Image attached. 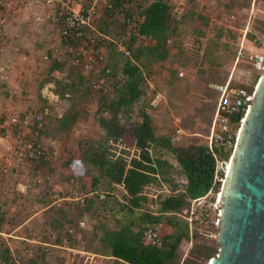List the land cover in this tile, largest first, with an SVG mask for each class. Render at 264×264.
Returning a JSON list of instances; mask_svg holds the SVG:
<instances>
[{
	"label": "trees",
	"instance_id": "obj_1",
	"mask_svg": "<svg viewBox=\"0 0 264 264\" xmlns=\"http://www.w3.org/2000/svg\"><path fill=\"white\" fill-rule=\"evenodd\" d=\"M114 1L115 8L121 2L128 5L122 12L124 16L135 11L136 18L142 20L134 22L135 31L118 35V39L130 49L132 57H125L113 43L103 44L107 66L111 69L110 94L92 91L88 77L73 67L60 65V72L67 78L58 87L63 100L79 103L86 99L88 106L72 111L57 110L52 103L49 104L51 112L60 114V118L48 122L41 131L47 152L38 160L53 155L72 137L79 135L86 141L80 157L86 172L93 177L92 190L105 193V196L101 200L93 195L83 205L70 203L66 208L57 209L50 206L47 198V191L53 188L52 181L40 184L39 202L44 207L42 214L45 218L41 240H46L48 229H57L63 233L59 238H67L70 246L82 245L92 254L111 256L113 264H208L219 250L216 238L211 236L218 233L216 217L207 203L203 207H195L194 201L210 192L209 202L215 200L220 190V183L214 179L215 158L227 161L228 154L218 144H213L210 151L207 142L198 140L195 135L201 134L203 129L208 131L212 125L220 92L210 84L224 85L228 82L230 69L227 67L231 68L235 63L242 36L246 45L253 43L264 55L258 39V36L264 39V20L253 19L249 32L243 35L248 23L246 17L234 15V23L229 27L225 24L231 15L227 10H218L224 23L203 15V11L217 8L218 0H185L178 17L174 16L173 0ZM259 1L231 0V5L236 11H249ZM110 23L114 25L112 21ZM101 24L99 30L108 35V26L105 25L108 23L104 21ZM188 37L194 40L190 46L186 41ZM149 41L153 44L146 45ZM202 41L198 49L191 46ZM65 43L60 38V44ZM164 44H169L170 49H165ZM183 49L180 57L182 75L179 74L181 69L173 70L175 78L159 87L184 132L173 144L171 136L174 129L158 124L159 119L167 115V109L150 105L152 95H148L145 81L156 68L164 69L171 51ZM242 51L228 86L251 96L262 72L248 59V51ZM200 66L211 75L209 83L199 79L191 81L192 70ZM180 95L183 99H178ZM222 114L228 118L231 131L235 133L243 111ZM81 131L87 134L82 135ZM131 144L134 152L127 160L125 154ZM48 173L59 171L54 168ZM171 173L183 175L185 183L182 189L159 194L155 199L145 194L147 188L160 183L159 179L169 182L166 177ZM46 176L44 174L43 179ZM120 186L123 189H119ZM151 205L155 206V212L151 211ZM154 213L165 218L173 229L171 235H162L160 247L147 246L142 242L144 231L156 225ZM102 214L120 216L116 220L117 229H111L108 218L104 219ZM56 219L62 224H55ZM85 219H89L87 228L78 229V223ZM3 221L4 217H0V232ZM68 229L79 234L80 245H75ZM188 245L186 253H183L182 249ZM29 250L32 255L23 257L21 264H55L54 255L41 246L33 245ZM23 251L17 250L16 254L23 255ZM12 258V252L0 245L2 264H15Z\"/></svg>",
	"mask_w": 264,
	"mask_h": 264
},
{
	"label": "built area",
	"instance_id": "obj_2",
	"mask_svg": "<svg viewBox=\"0 0 264 264\" xmlns=\"http://www.w3.org/2000/svg\"><path fill=\"white\" fill-rule=\"evenodd\" d=\"M127 7L126 3L121 2L115 8L114 0H0V60L14 46L15 38L10 35V27L17 23L20 17H24L36 28L44 23H51L60 38L64 39L66 43L54 46L50 52H46L42 56V60L59 66L66 64L67 67H73L89 78V87L92 91L110 94L111 69L107 66L103 44L107 42L115 44L117 50L125 57L131 58L132 53L122 40L104 34L99 30V27L104 21H120L119 28L124 33L130 32L129 30L135 31V15L124 16L122 13ZM120 14H123L122 17ZM119 17L121 18L119 19ZM259 43L264 51V40H259ZM201 44L202 42H197L191 46L198 49ZM248 59L253 61L256 69L263 73V54L249 56ZM10 69L9 65H0V80L7 78ZM229 80L224 85H210L211 88L220 92V96L212 125L208 129L207 135L204 136L210 151H212L213 144H218L228 154L227 161L215 158L214 179L220 183V189L226 179L227 167L233 158L244 117L250 108L253 96V94L251 96L246 95L245 91L229 88ZM257 83L254 88H256ZM145 88L148 95H152L150 105L153 108L161 107L164 103V97L156 91L151 80L145 81ZM240 111H243V117L235 133H233L228 118L222 113L232 114ZM56 118H60V115L53 114L48 107H43L34 113L21 115H4L0 112V147L3 150L0 164L1 175L8 174L14 167L22 163H31L44 158L47 147L41 136V131L48 122ZM171 118L174 129L171 143L175 144L184 132L179 126V118L174 116ZM9 132L16 136V140H9ZM133 152L134 148L131 149L130 154H125V158L129 160ZM49 180L50 178L46 176V179L37 177L33 180L16 181L15 190L25 194L34 191L40 184ZM210 193L206 197L194 201L195 207L203 206L204 203L202 204V202H206L207 198L208 204L213 206V203L209 202ZM219 193H216V197ZM93 195L103 199L100 192L94 191L84 194L75 186L66 193L48 192L51 206L57 209L63 208L65 203L83 205L85 200ZM150 209L155 211L153 206H150ZM216 221L218 223V219ZM216 221L215 224L217 225ZM79 226L83 227L84 225L79 223ZM47 238L59 247H66V241L59 239L53 231L47 232ZM142 242L147 246L160 247L163 242L161 226L156 224L147 228L143 233ZM54 246L44 245V249H53ZM29 255L28 253L14 255L12 259L15 264H21L23 257H30ZM0 264H2L1 259Z\"/></svg>",
	"mask_w": 264,
	"mask_h": 264
},
{
	"label": "rangeland",
	"instance_id": "obj_3",
	"mask_svg": "<svg viewBox=\"0 0 264 264\" xmlns=\"http://www.w3.org/2000/svg\"><path fill=\"white\" fill-rule=\"evenodd\" d=\"M180 1V0H179ZM184 4H185V0H183ZM219 1V6H217V8H215L214 10H207V11H211L212 14L214 13V15H217V20L220 23H224L225 20L224 18H221L218 14L219 11L218 10H223L225 11V9L230 12V13H234L235 17H246L247 18V25L243 31V35L245 34V32H249V25H251V21L253 19H262L264 20V0H261L259 2H257L255 5H252L251 9L249 11L247 10H238L236 11L235 8L231 5V0H218ZM174 5V16L175 15H179L181 12V8L183 7L179 2H173ZM207 11H205V14L207 15ZM219 16V17H218ZM177 17V16H176ZM214 20V18H212ZM211 19V20H212ZM234 21V20H231ZM105 24L108 26V35L111 37H115L118 38V34H117V25H112L109 21H106ZM110 23V24H109ZM228 23V22H227ZM234 23V22H233ZM226 24V22H225ZM103 25V24H101ZM38 33L36 32H28L25 35H20V37L18 38L19 40H24V43L27 45L21 47V49H19L18 51H15L13 53H11L12 55L10 56V61L11 64L13 66V68H11L9 71V74L7 75L6 80H4V83L7 85L5 88L0 87V106L2 107V110L4 111V115H21L23 113H34L39 111L40 109H42L43 107H47L46 103H44V101H46L44 99L45 96H49L51 95V93L53 91H56L59 87V83L63 80L64 76H60V75H54L53 72H51V67H49V63L45 62L42 60V56L48 51L49 46H54V45H60V38L59 35L57 33H54L52 36H46L45 39L41 40L40 39V35L37 36ZM50 37V38H49ZM38 38V39H37ZM34 39V41L32 42V40ZM37 39V43H40V47L34 49V47H28L29 43H34L35 40ZM259 40H264L262 37L258 36ZM253 41H256V39L254 38ZM27 47V48H26ZM23 49V50H22ZM242 49H246L250 55H260L261 52L260 50H258V48L256 46L253 45V43L247 44L243 42V36L241 38V42L238 46V52L243 53ZM51 64V63H50ZM202 67V66H200ZM228 69H231L229 67H227ZM233 68V67H232ZM202 69L204 70L205 67H202ZM206 71V69H205ZM207 72V71H206ZM236 72V71H235ZM234 72V73H235ZM156 73V72H155ZM154 73V74H155ZM153 74V72H151L150 76ZM209 75V73H204V76ZM63 77V78H62ZM66 77V76H65ZM210 77V75H209ZM149 78V77H146ZM152 81V83L155 86L156 91L159 90V86L156 85L155 82H153V79H149ZM51 82V83H49ZM51 85V86H48ZM211 85V84H210ZM255 87V86H254ZM49 90V91H48ZM255 90V88H254ZM159 92V91H158ZM5 94L6 97H5ZM59 97H61L58 94ZM88 106V101H86V99H81V102L79 101V103H77V107L75 108L76 111H80L81 108L87 107ZM165 107V109H167V115L162 116L160 119V123L158 122L159 125L161 126H165L168 127L170 129L173 128V120L171 118V116L176 117L169 109L167 102H165L162 106ZM207 129H203L201 134H196L195 137L200 140V141H205L204 140V136L207 135ZM82 135H86L87 133L85 131H81L80 132ZM79 134V133H78ZM13 135V134H12ZM14 140H16V136L13 135ZM76 138V139H75ZM72 139L75 141L79 140V145H78V149L80 150L79 152H82L83 147L86 145V141L85 140H81L79 135H76L74 137H72ZM71 139V140H72ZM10 140V139H9ZM13 140V141H14ZM70 141V140H69ZM68 141V143H69ZM131 147V146H130ZM79 153V155H80ZM130 154V152H128ZM127 154V153H126ZM68 155H70L68 153V150L64 149L63 151L61 149H58V151H56L55 154L53 155H48L45 159H43V161L45 160V162H42V169L44 168V166L46 167V165H48V159H49V164L53 163L56 169H60V167H62V163H60V160H64L66 158H68ZM40 162V161H39ZM30 165V164H29ZM40 164H38L39 166ZM57 165V166H56ZM78 166V171H81V173H88L86 172L84 165L82 164V161L79 162V164H76ZM33 166H22L20 169H12L8 174L6 175H2L0 176V204L3 206V210L5 212L8 213L9 216V223L7 226V230H9L10 232H13L15 230V228L17 226H19L22 222H24L25 218L32 216L33 214L37 213V211L33 208V201H35V199L37 197H39V195H41V190L38 189V187L34 190V191H29L25 194L19 193L17 192L15 189V183L16 181H27V180H33L35 177H42L44 175V173H48V171L50 169L46 170H42L41 175H36V173H34V170L31 168ZM76 167V166H75ZM74 167V169L76 170V168ZM24 168V169H23ZM72 169V167H71ZM39 174V173H37ZM18 175V176H17ZM47 175V174H45ZM40 190V191H39ZM222 190L223 188L221 187L220 189V193L222 194ZM48 192L47 191V198L48 197ZM220 194V195H221ZM220 195H218L217 197L215 196V200L212 202L213 206H210L208 204V198L206 200V202H202V204L204 203V205L207 203L208 206L212 207V214L215 215V221L218 219L219 217V203H220ZM217 200V202H216ZM203 205V206H204ZM51 206V203H50ZM201 206V207H203ZM216 208H215V207ZM39 216H37L38 218ZM37 218H33L30 222H28V224L26 226H24V228H20L18 229V231H16L18 236H28L30 234V232H33L35 230H37L36 228V224L38 221ZM33 223H36L33 227ZM217 223V221H216ZM164 224V228L162 231V235L165 236L167 235L166 233L172 230V226L165 222ZM49 230V229H48ZM47 230V232H48ZM46 232V233H47ZM38 233V232H37ZM37 233H35L36 235H34V237L38 236ZM15 234V232L13 233V235ZM40 236V235H39ZM212 238L215 237L216 235H211ZM18 243H20L21 241H15ZM188 246H184V248L182 249L183 253H186ZM49 252V250H48Z\"/></svg>",
	"mask_w": 264,
	"mask_h": 264
},
{
	"label": "crops",
	"instance_id": "obj_4",
	"mask_svg": "<svg viewBox=\"0 0 264 264\" xmlns=\"http://www.w3.org/2000/svg\"><path fill=\"white\" fill-rule=\"evenodd\" d=\"M173 2H179L182 6L184 5L183 0H180V1L179 0H173ZM135 13L136 12L134 11V13L132 12L131 14L137 15ZM207 13H208L207 16L210 19L214 18V20L212 19L213 21L217 20V17H216L217 15H214V13L212 14L211 11H207ZM122 15L123 14H120L121 17H122ZM203 15H205V11H203ZM176 16L178 17L179 15H175V17ZM121 17H119V19ZM227 19H228L227 20L228 23L227 22L226 23L228 24L229 27H232L234 21H231V20H234V13L232 12L231 15H229V17H227ZM136 20L142 21L140 18L139 19L136 18ZM116 22H118V23H116ZM116 22L112 21V23L113 24L115 23L118 27V29L116 31L117 34L118 33L123 34L124 32L121 31V29L119 28L120 27L119 26L120 21H116ZM195 24L197 25L198 23L195 22ZM205 31L207 32V28H205ZM28 32L38 33L37 36L40 35L41 40L45 39V37L48 35L52 36L54 33L58 34L57 30L55 29V27L51 23H44L39 28H36L28 20H26L24 17H20L18 22L10 27V35L15 38L14 46L0 60V65H9L11 68H13L11 61H10L11 60L10 56L12 55L11 53L21 49L20 46H22V47L24 46V48H25V46H27L24 43L23 39L19 40L18 38L20 37V35L23 36V35L27 34ZM245 34H246V32H245ZM37 39L35 40L34 43H29L28 47H34V49L40 47L41 45H40V43H37ZM243 39H244V36H243ZM33 41H34V39L32 40V42ZM186 41H187V44L190 46L191 42H193L194 40H192L191 38L188 37L186 39ZM195 43H197V42H195ZM202 43H203V41H202ZM145 44L146 45L147 44L152 45L153 43L149 41V42H146ZM54 46H57V45H54ZM54 46H52V45L49 46L48 51H50ZM163 47L165 49H170L169 44H164ZM183 53H184V49L179 50V51H175V50L171 51L169 53L168 58H167V62L164 64V69L158 70V68H156L154 70L153 74L151 76H149L150 78H146V80L147 79L148 80L153 79L154 80L153 82H155V83L157 82L156 85H158L160 87L161 85H163L167 81L174 79L175 75L173 74L172 71L175 69H179V70L181 69L180 57L183 55ZM241 56H242L241 53L238 52V56L235 59V63L232 66L233 68L231 67V69H230L229 79L232 77V74L234 73V65L239 60V58H241ZM48 65H49V67H51V72H53L54 75L64 76V74H62L60 72V66L57 68V67L53 66L55 64L49 63ZM182 71L183 70L181 69L179 72L180 76L182 75ZM192 71H193V76L191 77V81L194 79H199L205 83L210 82L211 75L209 74L210 77H209V75L204 76V73H207V72L205 71V69L203 70L202 67H197ZM6 79H8V78H6ZM63 79L66 80L67 78L65 77ZM49 83H51V82H49ZM6 86L7 85L4 83V80H0V87L5 88ZM48 86H51V85L48 84ZM58 94H59V92L57 89L56 91H53L51 93L50 97L49 96L44 97V99L46 100V101H44V103H46L47 107L49 106L50 103H52L54 105V108L57 110L58 109H66V110L76 111L75 108L77 107V103L65 101V100H63L62 97H59ZM6 95L7 94H5V97H6ZM178 99H183V95H180L178 97ZM165 102H166V100L164 98V103ZM0 112H2L4 114V111L2 110L1 106H0ZM56 114H58V113H56ZM161 119H159V121H158L159 123H160ZM8 134H9L8 136L10 138V141H13L14 138H13L12 133L9 132ZM78 145H79V140L74 141L72 139L69 141V143L67 142L64 146L60 147L59 149H61L62 151L64 149L68 150V153L70 155H68V158H66L65 161L60 160L61 161L60 163H62V167H60V169H58L59 173H50V174L44 173V174L48 175V177L50 178L49 181H52V183H53L52 191H58L60 193H66L71 187L75 186L80 190L81 193H84V194H89L91 192H94V190H92V180H93L92 175L90 173H81V171H78V166L76 164L77 163L79 164V162L82 161L81 157L79 155L80 150L78 149ZM133 148H134L133 144H131V147L129 150L131 151V149H133ZM118 153L119 152H117L116 154H118ZM2 154H3V150L0 147V164L2 162ZM41 161L45 162V160L44 161L41 160ZM41 161L40 162L34 161L31 163H22L19 166L14 167V170L20 169L22 166L25 167L26 165L27 166H33L31 168L34 170V173H36V175H41V174H43V173H41L43 169L46 170V168L47 169H54L55 168L53 163L49 164V159H48V162H47L48 165H46V167L44 166V168L42 169V164H41L42 162ZM38 164H40V165L38 166ZM71 167H72V169H71ZM74 167L76 168V170L74 169ZM37 173H39V174H37ZM0 176H2V175L0 174ZM35 178H37V177H35ZM166 179H168L169 182H163L159 179L160 183L156 186H153V187L150 186V188H147V190H145V194H148L151 198L155 199L156 196L159 194H168V193H171L172 191H177L178 189H182V186L185 183L184 177L180 173H171V176L170 177L167 176ZM119 189H123V186H120ZM102 195H103V199H104L105 193H102ZM40 198L41 197L39 195V197H37L35 199V201H33V203H32L33 208L37 211V213L33 214L32 216L25 218L24 222H22L19 226H17L13 232H10L9 230L6 229L8 226V223H9V216H8V213L3 210V206L0 204V217H4V221H3V225H2V231L0 232V245H2L3 247H7L12 252L13 256L14 255H22L21 253L16 254L17 250L21 251L22 249L24 250L23 255L28 253V254H30L29 256H31L32 252L29 249L33 245H36V246L39 245L42 248H44V245H53V246L55 245L53 249H49V252L52 255H54V257H55V259H54L55 264H113V263H111V261H114L113 257H111V256H98V255L92 254L87 249H85L82 245H80L79 244V240H80L79 234H77V233L74 234V232L70 231L71 229H68V232L75 239V245H80V246H70L68 241H67V238H65V237L59 238V236H61L63 233L59 232L57 229H49V230L53 231L59 239L66 241V247L65 248L59 247L55 242L49 240L47 238V233L45 236L46 240L42 241L41 240V227L43 226V222L45 221V218L43 217V214H42L44 207H42V205H40V202H39ZM69 204L70 203H65L63 208H66ZM151 206H153V205H151ZM153 207H155V206H153ZM154 215L156 217V224L160 225L161 230L163 231V228H164L163 223H165V222L169 223V222L165 218L158 216L156 213H154ZM37 216H39V217L37 218ZM101 216L103 218L104 217L108 218V223L111 226V229H114V230L117 229L116 220L119 219L120 216L119 217H116V216L112 217L110 215H103V214ZM33 218H37V220H38V221H36L37 224L33 223V227L36 224L37 230H35L34 233L30 232V234L26 237H25V235L24 236H18L16 231H18V229H20V228H24V226H26L28 224V222H30ZM88 220L85 219V220L80 221L79 223H83L84 226L80 227L79 223H78V229H80V230L86 229L87 225H88L87 224ZM59 223L62 224V221L56 219L55 224L58 225ZM66 228H68V227L66 226ZM14 232H15V234L13 235ZM172 232H173V229L171 231L167 232L166 234L171 235ZM35 233H37V235L39 234L40 236L38 235V236L34 237V235H36ZM15 241H21V242L17 244V242H15ZM44 250L48 251V249L47 250L44 249ZM123 263L129 264L127 262H123Z\"/></svg>",
	"mask_w": 264,
	"mask_h": 264
},
{
	"label": "water",
	"instance_id": "obj_5",
	"mask_svg": "<svg viewBox=\"0 0 264 264\" xmlns=\"http://www.w3.org/2000/svg\"><path fill=\"white\" fill-rule=\"evenodd\" d=\"M219 207V250L212 264H264V70L244 117Z\"/></svg>",
	"mask_w": 264,
	"mask_h": 264
},
{
	"label": "bare ground",
	"instance_id": "obj_6",
	"mask_svg": "<svg viewBox=\"0 0 264 264\" xmlns=\"http://www.w3.org/2000/svg\"><path fill=\"white\" fill-rule=\"evenodd\" d=\"M240 133H241V131H240ZM240 133H239V136H240ZM238 139H239V137H238ZM237 143H238V140H237ZM231 161H232V159H231ZM231 161H230V163L228 164V167H227L226 178H227L228 171H229V168H230V165H231ZM225 181H226V179H225ZM225 181H224V183H225ZM224 183H223L222 188L224 187ZM220 194H221V193H219V195H220ZM221 195H222V194H221ZM221 195H220L219 200L221 199ZM209 264H212V261H210Z\"/></svg>",
	"mask_w": 264,
	"mask_h": 264
}]
</instances>
